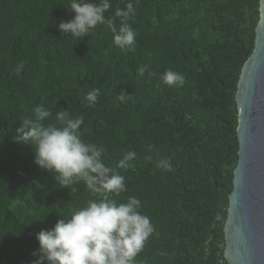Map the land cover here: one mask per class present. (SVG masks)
<instances>
[{"label": "trees", "instance_id": "16d2710c", "mask_svg": "<svg viewBox=\"0 0 264 264\" xmlns=\"http://www.w3.org/2000/svg\"><path fill=\"white\" fill-rule=\"evenodd\" d=\"M128 2L136 9L135 51L117 48L106 25L78 41L62 34L59 23L75 15L66 8L71 0L0 1V264H32L39 231L100 198L84 182L62 187L34 163L30 145L14 141L39 104L52 120L61 109L83 115V139L106 148V165L117 168L125 153H136L127 169L117 168L125 191L109 196L139 198L154 225L137 264L222 258L237 160L234 97L258 0H111L106 17ZM144 64L158 75L137 77ZM166 69L184 75V85L160 83ZM97 88L89 106L84 97ZM122 93L130 97L121 101ZM160 160L173 170L157 167Z\"/></svg>", "mask_w": 264, "mask_h": 264}, {"label": "clouds", "instance_id": "9594fccd", "mask_svg": "<svg viewBox=\"0 0 264 264\" xmlns=\"http://www.w3.org/2000/svg\"><path fill=\"white\" fill-rule=\"evenodd\" d=\"M66 8L75 15L59 23L62 34L78 41L92 35L97 25H106L117 48L135 51L138 33L130 23L136 13L132 2L125 8L117 7L111 17L105 15L112 8L111 0H71ZM22 68L23 64L17 66V75ZM146 72L150 77L158 75L144 64L137 68V77H144ZM158 78L168 87H181L185 83V76L171 69L160 73ZM100 95L97 88L84 98L89 106H94ZM127 97L130 96L123 93L118 96L121 101ZM32 111L33 115L25 117L15 129L14 141L30 145L34 163L54 173L62 187L69 189L84 182L91 192L100 194L99 199L88 200L68 218L59 219L51 229L36 234L39 247L33 252L37 259L32 264H137V257L154 233V225L143 213L139 198L129 196L125 202H118L109 196L119 197L125 191L126 178L117 168L127 169L136 153H125L117 168L110 167L104 161L106 148L83 139V115L74 117L68 109H61L52 120L53 111L44 104ZM157 167L173 170L167 160H160Z\"/></svg>", "mask_w": 264, "mask_h": 264}, {"label": "water", "instance_id": "95a60500", "mask_svg": "<svg viewBox=\"0 0 264 264\" xmlns=\"http://www.w3.org/2000/svg\"><path fill=\"white\" fill-rule=\"evenodd\" d=\"M237 160L223 223L227 264H264V0L253 48L238 76Z\"/></svg>", "mask_w": 264, "mask_h": 264}, {"label": "built area", "instance_id": "2783aa9c", "mask_svg": "<svg viewBox=\"0 0 264 264\" xmlns=\"http://www.w3.org/2000/svg\"><path fill=\"white\" fill-rule=\"evenodd\" d=\"M216 264H227L222 258L218 259Z\"/></svg>", "mask_w": 264, "mask_h": 264}]
</instances>
